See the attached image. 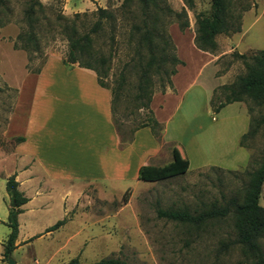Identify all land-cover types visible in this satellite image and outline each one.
I'll return each instance as SVG.
<instances>
[{"label": "rangeland", "instance_id": "obj_1", "mask_svg": "<svg viewBox=\"0 0 264 264\" xmlns=\"http://www.w3.org/2000/svg\"><path fill=\"white\" fill-rule=\"evenodd\" d=\"M122 1L0 0V159L17 142L18 128L25 117L30 92L36 82L37 74L34 71L37 68L42 70L49 58H64L68 51L67 35L71 34V29H75L78 35L89 32L99 20L97 9H105L111 18H102L100 29L89 32L92 41L80 59L93 65L105 88L112 92L115 100L114 119L121 135L129 138L132 130L147 122L148 117L155 116L161 126L159 142H163V123L182 102L177 117L169 126L170 134L180 140L181 147L163 144L158 159L151 165L161 167L172 162L173 147L179 151L185 147L191 164L184 174L156 182L127 180L83 183L75 193L64 225L59 227V238L53 240V247L58 246V241L72 237V243L79 245L80 253L75 258L80 264H92L108 257L119 258L127 264H251L241 254L238 244H231L236 236L232 212L223 219L199 227L157 216L158 209H186L195 214L213 203L221 206L232 197L241 201L249 181L243 171L245 168L226 171L211 168L213 166L210 164L198 170L200 167L195 162L197 152H201L193 151V144L202 148L203 163H217L214 144L209 142L211 130L222 116H235L246 111L242 105L233 104L225 107L222 114L216 115L205 105L201 88L209 85L211 68L205 65L207 57L201 53L204 51L199 52L190 44H194L195 16L210 14V0H194L192 10H188L182 0H155L157 7L153 8L152 14L156 22L149 27L154 33L151 37L154 62L148 61L147 48L144 42L140 43L143 29L135 31L133 28V25L142 27L139 8H121ZM29 5L34 9L33 29L39 44V52H32L30 62V56L24 50L13 47L17 33L28 29L24 12ZM244 6L252 8V0H233L229 9L230 21L234 27L239 24V29L244 15L240 8ZM165 7L171 9L173 14L166 13ZM238 14L241 15L240 20ZM252 19V14H247L243 21L244 30ZM262 30L264 18L247 31L241 49L247 46L263 49ZM223 38V35L218 36L221 45ZM216 45L214 51L205 53H215L217 42ZM164 54L168 58L176 57L182 65L163 61ZM252 54L247 52L245 55ZM233 55L234 52L226 53L215 63L216 75L224 77L223 86H230L245 73L243 63ZM148 62L152 65L147 70ZM76 67V64L70 65L66 70ZM142 69H146L148 81L141 78ZM173 69L176 70L175 74L170 75ZM173 83L177 93L167 96V91H173ZM62 84L63 81H60L59 85ZM223 86L214 90L211 107L224 101L226 90L222 89ZM243 103L250 119L258 120L264 114V109L254 106L251 101L244 100ZM249 107H252L250 112ZM180 115L182 121L193 119L191 125H176L175 121ZM226 144L229 145L228 140ZM238 146L248 149L251 164L247 168L255 170L264 155V125H260L252 137L245 139V147L239 143ZM1 162L0 172L5 174ZM1 176L0 243L8 233L5 221L9 209L5 180ZM42 246L35 243L33 249L41 263L46 259L39 250ZM261 246L264 250V238ZM29 252V247L22 246L9 258L12 261L22 260L23 264H33Z\"/></svg>", "mask_w": 264, "mask_h": 264}, {"label": "crops", "instance_id": "obj_2", "mask_svg": "<svg viewBox=\"0 0 264 264\" xmlns=\"http://www.w3.org/2000/svg\"><path fill=\"white\" fill-rule=\"evenodd\" d=\"M247 14H252L253 19L244 30L243 21ZM263 18L264 0H252V8L242 16L240 32L223 35V45L218 42L220 35H217L215 42L218 49L213 54L198 50L207 57L205 65L211 68L209 85L201 88V92L205 105L216 115L222 114L225 107L233 104L242 105L247 111L243 102L226 104L217 112L212 110L210 101L213 92L225 84L224 77L216 75L215 63L226 53L245 55L247 52L260 51L255 46L241 49V45L247 31ZM190 45L197 50L192 42ZM60 81H63L62 85H59ZM36 84L39 86L36 87ZM174 93H177V89L173 83V91H167L166 95ZM110 100L109 91L97 84L96 75L91 70L77 67L66 70L60 59L49 58L37 74L35 86L30 92L28 109L18 128V138H22V141L17 140L12 150L0 159L5 170V174L0 172L1 177L6 182L8 176H14L18 191L27 199L17 216L18 232L12 253L24 246L30 248L29 256L33 264L69 263L80 253L79 245L72 243V237L69 236L64 241H58L57 247H53L55 243L52 242L59 238L61 228L47 231L57 221L65 219L78 188L87 182L138 180V169L155 162L163 144L181 147L180 140L170 134L169 126L177 117L181 106L179 104L182 102L177 104L174 113L163 123V142L157 141L149 128H140L132 134L131 142L121 147L112 122ZM246 111L235 116H222L211 130L209 142L214 144L217 163H203L202 148L193 144V151H200L202 154H196V166L200 167L198 170L210 164L226 171H236L248 166L250 152L247 148L238 146L240 137L249 129L250 116ZM181 116L176 119V125H191L193 119L182 121ZM227 140L229 145L226 144ZM186 151L188 150L184 147L180 153L188 161L189 169L191 158ZM262 202L264 203V182L258 199L259 205L264 208ZM7 229L8 236L10 229ZM6 239L0 243V264L6 263L3 258ZM35 243L43 245L39 249L46 256L42 263L33 251ZM14 264H23V261L14 260Z\"/></svg>", "mask_w": 264, "mask_h": 264}, {"label": "trees", "instance_id": "obj_3", "mask_svg": "<svg viewBox=\"0 0 264 264\" xmlns=\"http://www.w3.org/2000/svg\"><path fill=\"white\" fill-rule=\"evenodd\" d=\"M233 0H210V14L203 15L197 14L195 16V37L194 45L198 50L204 52H212L216 49L215 37L217 35H228L230 33L239 32V24L234 27L233 23L230 21V6ZM184 6L188 10H192L195 5L194 0H182ZM155 0H123L121 2V8H132V6H137L141 12V23L142 27L133 25L135 31H140L143 29V32L140 34L139 40L140 43L145 44L147 48V54L149 56V62H154L153 54V44L151 37L154 36V33L149 27L153 26V23L156 22L152 11L153 8L157 7ZM249 6H244L240 8V11L243 13L249 10ZM164 11L168 14H173V11L165 7ZM97 13L99 15V20H97L91 27V33H94L96 30L100 29L101 19L102 18H111V14L108 13L105 9L98 8ZM176 16L179 13H175ZM34 9L32 5H29L24 12L25 21L27 23L26 30L17 33V36L13 42L14 49L24 50L29 56L28 62L31 61L32 52H39V44L37 42L36 34L34 31ZM237 18L240 20L241 15L238 14ZM85 33L78 35L75 29H71V34L67 35L68 41V51L64 58L61 59V63L65 67L70 65H77V68H83L91 70L96 75L97 84L105 88V85L100 80L99 72L93 67L89 62L83 63L81 61L82 55L85 53V48L91 44V33ZM234 57L241 60L245 68V73L235 80L230 86H223V90H226L224 95V101L218 102L216 106L212 107V110L218 111L226 104L233 102H243L244 100L251 101L254 106L264 109V49L257 51L256 53L246 56L239 55L234 53ZM163 61H170L172 64H181L176 57L168 58L167 54H164L162 58ZM146 64V69L148 70L152 64ZM142 69L141 78L143 77L148 81L147 71ZM40 68H37L34 73L39 74ZM175 69L170 71V75L175 74ZM146 87V86H145ZM106 89V88H105ZM146 88H144L145 90ZM111 100L110 102V111L112 116L113 125L117 131V135L120 138V146L124 147L131 142L132 134L140 128H149L152 136L160 141V132L161 126L154 119L153 116L147 118V122L142 123L134 130H132L130 137L126 138L121 135L119 127L115 123L114 119V107L115 101L112 98V92L110 91ZM149 101V100H148ZM211 103V101H210ZM211 106V104H210ZM148 109L147 106H145ZM252 110V107L248 108V112ZM149 113L151 111H148ZM264 125V114L260 116L258 120L250 119L249 129L246 134L242 135L239 140L240 146H244L245 139L252 137L256 129ZM18 141H22V138H18ZM245 147V146H244ZM173 161L167 165L158 167L152 165L141 166L137 172V179L144 182H156L166 178L174 177L177 175H182L188 170V161L182 157L179 149L173 147L171 149ZM251 159V155H250ZM251 164V160L248 163ZM243 170L249 177V181L245 187L244 194L241 201H238L236 198H229L223 205L218 206L215 203L210 205L209 208L192 214L186 209L182 210H157V216L159 218H164L166 220L175 221L183 224H190L199 227L202 224H205L210 221L220 220L228 216L230 212L234 217L233 228L235 231V239L231 244H235L240 247L241 254L249 259L251 264H264V250L261 246V240L264 238V208H262L258 199L260 196V191L262 184L264 182V155L259 162L257 168L253 171H250L248 168ZM214 168V167H211ZM5 191L9 198V209L6 225L10 229V232L7 236V239L3 245V258L5 262H8L12 251L15 248V240L18 232V222L17 216L21 213V206L26 203L27 199L23 194L17 189V182L15 181L14 176H8L5 182ZM65 219L57 221L53 226H51L47 232L53 231L60 226L64 225ZM226 248L227 245H224ZM68 264H80L77 258H73L69 261ZM92 264H127L125 261L120 260L119 258L108 257L99 260L98 262Z\"/></svg>", "mask_w": 264, "mask_h": 264}, {"label": "water", "instance_id": "obj_4", "mask_svg": "<svg viewBox=\"0 0 264 264\" xmlns=\"http://www.w3.org/2000/svg\"><path fill=\"white\" fill-rule=\"evenodd\" d=\"M7 264H14V261H12L10 258H8Z\"/></svg>", "mask_w": 264, "mask_h": 264}]
</instances>
